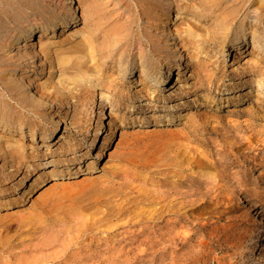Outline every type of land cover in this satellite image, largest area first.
Wrapping results in <instances>:
<instances>
[{"label": "rangeland", "instance_id": "374dc122", "mask_svg": "<svg viewBox=\"0 0 264 264\" xmlns=\"http://www.w3.org/2000/svg\"><path fill=\"white\" fill-rule=\"evenodd\" d=\"M106 1V8L124 10L126 18L134 15L131 25L134 30L137 28L138 39L155 40L161 48L147 57L153 61L154 70L140 80L141 66L134 71L128 68L127 72L134 74L132 82L121 89L122 99L113 93L118 88L103 89L113 101L110 103L113 110L109 104L100 102L102 90L95 87L88 95L81 120L75 121L71 109L75 97L63 99V104L50 99L53 114L60 121L58 127H51L43 138L34 137L24 144L37 149L35 159L28 163L34 167V173L36 164L44 166L48 160H58L60 166L56 168L64 173L80 169L74 178L81 181L89 174L104 177L113 172L114 187L126 194L112 197L114 200L109 205L114 203L115 207L111 216L102 217L100 211L96 226L88 225L85 231L79 232L76 244H72L66 255L56 258L53 252L58 247L54 245L37 255L26 252L16 262L10 260L13 263L6 264L22 261L31 264H264V97L258 93V78L240 71L260 54L253 50L246 53L252 48L247 39L250 29L245 30L244 41L237 38L243 34L237 27L248 24L250 17L239 13L235 0H219L212 5L202 0H153L148 13L135 0ZM82 3L83 0H71L72 16L79 17ZM47 5L48 0H44V13ZM166 6L170 8L168 32L161 30L153 18ZM228 7L232 8L227 21L228 36L222 39L218 34L216 39L211 35L217 30L223 34L225 29L219 25L218 16ZM211 9L215 13L208 16ZM79 25L67 26L60 37L55 35V30L52 37L49 32L41 37L36 35L34 42L53 39L54 47H60L66 43L62 40L65 35H77ZM185 30L192 36L177 40L182 56L179 58L170 42L174 35L184 36ZM37 51L39 57L34 60V66L29 64L26 68L30 77L36 76V70H51L39 44ZM134 61L135 58L128 59L127 64L130 66ZM180 61L185 64V71L177 75ZM201 65L206 69L199 71ZM213 67L220 68L218 80L214 84L205 83L203 79H207ZM53 70V81L61 87L58 71ZM44 78L37 77L35 82ZM155 79L156 82L150 83ZM0 90L1 99L12 103L1 86ZM72 93L76 90L72 89ZM47 106L42 104L40 115L34 110L19 108L25 114L24 121L11 124L22 123L23 131L28 129L26 135L16 129L2 130L0 125V171L7 170L1 156L7 144L15 147L18 139L31 137L29 128L34 122L49 121L50 117L45 114ZM102 112H107L108 118H103ZM120 114L122 117L116 118ZM91 116L98 119L99 128L93 143L91 134L85 140L79 134ZM107 122L116 126L122 122V126L109 137L106 157L96 160L94 155L107 133ZM93 132L91 129L90 133ZM73 142L76 145L68 154L61 151V146ZM89 164L92 167L87 168ZM35 176L19 173L10 181L5 177L1 190L6 191L0 198L24 195ZM74 193L83 194L78 187ZM100 209L105 212L106 208ZM16 233L14 225L3 231L10 238H16Z\"/></svg>", "mask_w": 264, "mask_h": 264}, {"label": "bare ground", "instance_id": "6f19581e", "mask_svg": "<svg viewBox=\"0 0 264 264\" xmlns=\"http://www.w3.org/2000/svg\"><path fill=\"white\" fill-rule=\"evenodd\" d=\"M135 1L142 10H147V13L153 2V0ZM204 1L210 2V5L214 2H222V0H202L203 3ZM235 1L239 13H244V17L248 16L251 19L248 24L244 23L242 27H237V31L243 33L237 38H241L239 40L241 42L244 41L247 35L245 30L250 29V35L247 36V39L251 42L252 48L246 53L253 50L256 54H260L255 59L248 61L244 69L240 71H246L258 78L256 79L258 93L264 97V0ZM43 4L44 0H0V86L13 100L12 103L17 104L14 106L10 101L2 100L0 97L1 128L5 131L16 129L17 132H24L26 135L28 129L23 131L22 123L19 125L11 124L24 118L25 114L19 111L20 107L30 111L34 110L37 115H40V107L45 103L48 105L45 114L50 117L48 122H34L29 128L31 137L27 135L25 139L24 137L18 139L15 147L7 144L2 152L3 164L7 165V170L0 171V196L2 192L5 193L6 191L4 188L1 190L5 177L10 181L11 177L14 178L19 173H33L36 176L30 182L24 195L14 197L4 195L0 198V264H6L10 260L16 262L26 252L30 251L37 255L45 249L54 247V245L58 247L53 252L56 258L60 255H66L65 253L71 249L72 244H76L75 240L79 232L85 231L88 225L96 226L100 220L98 218L100 216H97L100 211L102 217L111 216L110 214L113 213L115 207L114 203L112 206L109 205L114 200L112 197L119 196V193L126 194L120 188L116 190L117 187H114L115 183L111 180L114 176L113 172L104 177L89 174L84 176L81 181L74 178L80 169L67 170L64 173L60 168H56L60 166L58 160H48L44 166H37L36 164L34 173L32 171L34 167L28 163L35 159L37 149L28 147L24 143L34 137L41 136L43 138L46 136V130H51V127H58L60 121L53 114L54 105L51 104L52 100H50L52 98L63 104V99L75 97L76 102L71 106V109L74 111L75 121H77L85 116L82 110L87 109L88 95L93 93L95 87H100L102 90L99 93L100 102L109 104L110 110H113V106L110 104L113 101L103 92V89L106 87L109 89L118 88L119 90H113V93L118 99H122L124 94L121 89L125 84L128 86L127 84L132 82L133 69L136 70L137 67L141 66L140 80L149 77L154 67L153 61L148 60L147 57L161 49L155 40L148 39L145 42L138 39V30H136L137 28L134 30L131 25L135 20L134 15L130 14L126 18L124 10L106 8L108 7L106 0H83L79 6L80 15L78 18L72 16L71 0H48L46 13H44ZM230 10L232 8L229 9V7L223 9L218 16V19L221 20L219 25L222 24L221 26L225 28L223 34L221 33L222 30H217L211 36L216 39L219 35L222 39L228 36L230 27L227 25V21ZM213 12L212 10L208 16ZM169 17V6L153 15L154 20H157V24L164 32H168L166 29ZM72 23L81 24L76 31L77 35H65L62 40L66 43L62 46L54 47L53 39L38 43L39 50L46 59V65L51 70H36L37 77L45 78L39 83L35 82L37 77L28 76L29 70L26 69L29 64L34 66V60L39 57L38 44L34 42V37L36 35L41 37L48 32L51 33L49 37H52L54 30L56 31L55 35L60 37L64 28ZM178 35V37L174 35L170 43H172L175 54L181 58L177 40L181 41L185 36L191 37L192 34L185 30L184 36ZM144 45L148 47L145 48ZM134 58V64L129 66L127 64L128 59L134 60ZM128 68L133 71L127 72ZM53 69L58 71L61 87L53 81ZM201 69L206 68L201 65L199 71ZM212 69L211 74L207 76V81L203 79L205 83L214 84L218 80L217 73L220 68L213 67ZM123 70L124 72H122ZM184 71L185 64L180 61L175 74H183ZM165 73H167V69ZM114 74L117 76L116 78H114ZM156 81L155 79L150 83ZM64 88L68 91H64ZM46 89L51 90L47 92ZM72 89L76 90L75 94L72 93ZM96 108L97 106L95 110ZM102 115L103 118H108L107 112H102ZM117 117H122V114ZM97 121L95 116L87 118L79 131L84 140L90 134L91 143L97 139L96 135L99 132ZM121 123L116 126V124L107 122V133L102 138L94 155L96 160L106 157L109 151V137L118 127L122 126ZM90 128L94 129L93 133H90ZM47 145L50 144L47 143ZM75 145L74 142L68 143L66 146L63 145L61 151L68 154ZM44 154L45 152L42 153V155ZM46 154L52 155L47 151ZM90 164L87 168L92 167ZM13 168L17 169L14 174ZM76 184H79L76 188H80V192L83 193L79 196L75 195L76 192L74 193L76 188L73 189V186ZM118 184L120 183L118 182ZM110 192L111 194H108ZM102 206L106 208L105 212L100 209ZM13 225L17 231L16 238H10L3 234L4 230ZM18 248L19 250L15 251ZM63 251L64 253L61 254L60 252ZM76 253L78 251L72 252L71 257H74ZM30 256L34 257L31 254ZM73 260L76 261V259ZM13 261L9 263H13ZM78 261L81 260L77 259ZM23 263L31 264L24 261L18 264Z\"/></svg>", "mask_w": 264, "mask_h": 264}]
</instances>
